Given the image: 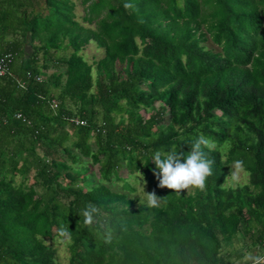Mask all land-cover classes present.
Masks as SVG:
<instances>
[{"label":"trees","instance_id":"trees-1","mask_svg":"<svg viewBox=\"0 0 264 264\" xmlns=\"http://www.w3.org/2000/svg\"><path fill=\"white\" fill-rule=\"evenodd\" d=\"M79 5L92 29L71 0H0V54L12 56L0 76V264H56L42 238L62 226L68 264H229L241 252L221 246L238 234L264 258V0ZM89 42L103 51L94 82L79 54ZM200 133L214 144L207 187H158L152 153L186 154ZM236 160L248 182L226 188ZM120 168L142 173L160 205L133 208ZM29 173L31 184L13 185ZM89 203L101 213L85 228Z\"/></svg>","mask_w":264,"mask_h":264},{"label":"clouds","instance_id":"clouds-1","mask_svg":"<svg viewBox=\"0 0 264 264\" xmlns=\"http://www.w3.org/2000/svg\"><path fill=\"white\" fill-rule=\"evenodd\" d=\"M214 144L210 138L203 133L197 135L190 144L188 153H178L177 147L170 150H156L151 155V161L155 165L153 175L158 180V187L175 190L203 191L207 187L208 177L213 175V166L215 160L209 153L213 150ZM245 170L244 161L236 160L233 166H230V172L227 175L232 184H238L241 173ZM139 177L143 180V175L138 171ZM135 179V178H134ZM146 203L150 207H158L161 198L154 192L145 193ZM101 209L96 205L89 203L86 207L79 210V217H82V226L92 228L98 225V217ZM70 235L69 228L60 227L57 231V238L64 239ZM110 235L106 242H110ZM254 264H261V257H250Z\"/></svg>","mask_w":264,"mask_h":264},{"label":"rangeland","instance_id":"rangeland-1","mask_svg":"<svg viewBox=\"0 0 264 264\" xmlns=\"http://www.w3.org/2000/svg\"><path fill=\"white\" fill-rule=\"evenodd\" d=\"M74 21H76L80 26H83L84 28H91L92 26H87L81 21V17L84 15V11H82V7L79 5V0L74 1ZM65 43V42H63ZM32 46H37L38 43L36 40L32 43ZM205 44H209L208 41ZM218 50V49H216ZM25 52L29 53L30 49L28 47L25 48ZM69 52V49L66 50L65 54ZM63 52H58V55H62ZM79 54L82 56L83 60L91 65V78L94 82L95 79V69H94V63L99 60L102 55L103 51L101 49L96 48L95 44L93 42H89L86 46H84ZM38 58H40V52L37 53ZM40 62V60H39ZM50 73L52 70L50 68L44 70V73ZM140 112V111H139ZM142 114V112H140ZM150 113V111H147L144 116H147ZM143 115V114H142ZM117 118H115V121ZM164 125L165 123L162 122ZM90 146H92V143H90ZM93 150V146H92ZM223 159V158H222ZM82 162L84 165L89 166L91 172L94 174L95 178H98V172H97V166L96 165H90L89 159H82ZM233 163L226 164L223 169L225 171V182L223 183V186L226 188H234L236 186H242L248 182V175L245 171H243L240 175V180L238 184H232L230 178L227 176L230 172V166H233ZM76 166H73L72 169H70V172H74ZM119 174L122 178H126V182L129 185L130 188H132V192L129 193L128 197L133 198V208H135L138 205H144L147 204L145 193H152L151 191H148L145 183L143 180L139 177L138 173L128 178L126 171H124L123 168L119 169ZM32 176L30 173L26 174L25 176H16L13 180V185H17L20 182H24L26 185L31 184L32 179L30 178ZM135 178V179H134ZM122 181H114L111 180L109 183V188L113 191H125L126 189H122ZM194 190H180L183 194H191ZM254 233L251 231V235ZM248 236L246 234H238L237 236L230 239L228 243L221 246L222 252L226 253H232V252H241V257H238L233 254V257L231 258V263L229 264H254V261L250 259V257H261L263 258V252L261 249H256L253 246H248ZM221 238V237H218ZM43 239V242L46 246H50L52 249H54V252L56 254L55 257V263L56 264H68V257L69 253H67V240L64 239H54V240H48ZM248 246V247H247ZM261 264H264V259L261 260Z\"/></svg>","mask_w":264,"mask_h":264},{"label":"built area","instance_id":"built-area-1","mask_svg":"<svg viewBox=\"0 0 264 264\" xmlns=\"http://www.w3.org/2000/svg\"><path fill=\"white\" fill-rule=\"evenodd\" d=\"M12 62V56L10 54H0V76H5L8 74V68L10 63ZM40 80V77L37 75L34 78V81ZM48 105L50 108L55 107V102L54 101H48ZM15 118H21L19 114H15ZM70 123H73L74 125H84L83 121L79 120H73L70 119Z\"/></svg>","mask_w":264,"mask_h":264},{"label":"crops","instance_id":"crops-1","mask_svg":"<svg viewBox=\"0 0 264 264\" xmlns=\"http://www.w3.org/2000/svg\"><path fill=\"white\" fill-rule=\"evenodd\" d=\"M73 3H74V1H76V0H71Z\"/></svg>","mask_w":264,"mask_h":264}]
</instances>
